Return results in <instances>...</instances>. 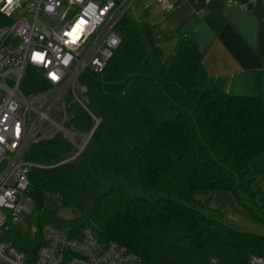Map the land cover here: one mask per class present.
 <instances>
[{
	"label": "trees",
	"instance_id": "1",
	"mask_svg": "<svg viewBox=\"0 0 264 264\" xmlns=\"http://www.w3.org/2000/svg\"><path fill=\"white\" fill-rule=\"evenodd\" d=\"M148 12L134 18L127 11L118 23L121 43L105 69L81 76L87 106L101 118L83 151L64 161L75 146L56 134L25 154L43 165L29 173L36 229L24 232L9 220L0 239L30 258L43 243L45 222L75 236L92 227L100 239L118 241L152 264H247L251 253H264V235L195 195L198 188L225 189L241 202L242 194L255 199L261 188L250 162L264 152V94L201 88L208 77L205 52L179 32L165 55ZM49 87L40 70L27 68L26 91ZM75 110L73 124L91 131L89 112ZM50 194L70 201L80 215L64 220L48 212Z\"/></svg>",
	"mask_w": 264,
	"mask_h": 264
},
{
	"label": "built area",
	"instance_id": "2",
	"mask_svg": "<svg viewBox=\"0 0 264 264\" xmlns=\"http://www.w3.org/2000/svg\"><path fill=\"white\" fill-rule=\"evenodd\" d=\"M133 1L0 0V229H8L9 220L16 224L18 215L32 213L29 173L43 165L25 157L30 146L56 134L70 135L75 148L64 161L74 159L101 121L84 104L94 125L86 141L76 142L65 124L69 114L71 121L76 115L67 97L72 91L78 98L76 86L87 93L88 86L81 80L87 69H105L122 40L118 23ZM231 2L243 9L264 5V0ZM149 5L171 11L177 1L151 0ZM29 66L40 70L48 89L23 88ZM61 99L65 116L59 122L50 114ZM46 120L58 125L59 132L43 126ZM41 229L43 243L34 258L1 238L0 264H152L118 241L100 239L92 227L79 236L50 222ZM247 264H264V253H251Z\"/></svg>",
	"mask_w": 264,
	"mask_h": 264
},
{
	"label": "rangeland",
	"instance_id": "3",
	"mask_svg": "<svg viewBox=\"0 0 264 264\" xmlns=\"http://www.w3.org/2000/svg\"><path fill=\"white\" fill-rule=\"evenodd\" d=\"M150 1L151 0H134L130 8V13L134 18H138L144 8L149 7L147 18L152 23L154 36L166 55L174 48L176 43V33L178 29L186 27L184 25L186 21L181 19L182 15L179 13L181 6H178L171 11H164L161 8L149 5ZM224 4H230L229 0H224ZM235 7L239 8L238 6ZM214 8V3H205L204 9L206 13H202V16L205 17L206 22H208L216 31L220 27L222 19L225 18V14L222 12V14L216 13ZM215 10H217V8H215ZM254 10L255 9H252V11H248L247 13L254 12ZM41 17L43 18L44 15L42 14ZM252 26L253 25L251 24L250 27ZM257 27V24L253 26L255 35L257 33ZM263 73L264 72L261 74V72L258 71L256 75L252 77V83L248 80L247 84L253 86V88L246 87L241 93L255 95L260 93L264 94ZM258 79H260V87L258 86ZM205 86L206 85L203 81L200 84V87L204 88ZM75 91L79 99L75 97L72 91H70V94L67 97V104L71 103L72 106L77 109L84 108V104L88 105L89 103V96L85 93H81L78 86H76ZM50 115L53 119L59 122L64 120V100L61 99L58 101ZM70 116L71 114H69V118L66 120L65 124L72 131V137L76 142L86 141L90 132L73 124ZM43 126L49 127V130L52 132L58 130V125L51 124L48 120L44 122ZM61 131L63 132L64 130ZM68 136L71 138L70 135ZM250 163L252 168L251 175L255 177V188H261L260 191L257 192L254 200L250 199L247 194H242L243 203L239 201L234 192L225 189L207 190L205 188H198L195 190V195L202 200L208 199L212 208L222 209L228 218L246 230L255 232L259 235H264V152L254 156ZM28 205L31 208L33 215L31 218L27 217L25 214L18 215L16 218V225L24 232L29 229L33 232L36 227L37 216L39 213L36 211L34 203H28ZM45 208L48 212L64 220L73 219L80 215V211L74 204L56 194H50L46 197ZM63 230L66 232L65 227Z\"/></svg>",
	"mask_w": 264,
	"mask_h": 264
},
{
	"label": "crops",
	"instance_id": "4",
	"mask_svg": "<svg viewBox=\"0 0 264 264\" xmlns=\"http://www.w3.org/2000/svg\"><path fill=\"white\" fill-rule=\"evenodd\" d=\"M175 1L176 7L181 6V19L186 21V27L178 29L176 33V42L178 33L185 32L205 52L203 61L208 70V77L204 81V88L216 84L235 94L255 95L241 92L246 87L253 88L247 84L248 80L252 83V77L258 71L261 74L264 72V5L248 9L238 6L240 10L231 0L227 5L224 0ZM205 3H214L215 8L221 10L214 8V11L225 14L216 31L202 16V13H206ZM252 9H255L254 12L247 13ZM251 24L258 26L256 35L253 26L250 27Z\"/></svg>",
	"mask_w": 264,
	"mask_h": 264
},
{
	"label": "snow or ice",
	"instance_id": "5",
	"mask_svg": "<svg viewBox=\"0 0 264 264\" xmlns=\"http://www.w3.org/2000/svg\"><path fill=\"white\" fill-rule=\"evenodd\" d=\"M9 2L11 3V0H9ZM53 78H55V76H53Z\"/></svg>",
	"mask_w": 264,
	"mask_h": 264
},
{
	"label": "water",
	"instance_id": "6",
	"mask_svg": "<svg viewBox=\"0 0 264 264\" xmlns=\"http://www.w3.org/2000/svg\"><path fill=\"white\" fill-rule=\"evenodd\" d=\"M93 132V131H92Z\"/></svg>",
	"mask_w": 264,
	"mask_h": 264
}]
</instances>
